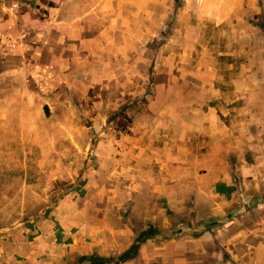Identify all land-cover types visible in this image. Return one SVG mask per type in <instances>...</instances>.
Segmentation results:
<instances>
[{"label": "rangeland", "instance_id": "obj_1", "mask_svg": "<svg viewBox=\"0 0 264 264\" xmlns=\"http://www.w3.org/2000/svg\"><path fill=\"white\" fill-rule=\"evenodd\" d=\"M145 233L121 264H259L264 0H0V264Z\"/></svg>", "mask_w": 264, "mask_h": 264}, {"label": "trees", "instance_id": "obj_2", "mask_svg": "<svg viewBox=\"0 0 264 264\" xmlns=\"http://www.w3.org/2000/svg\"><path fill=\"white\" fill-rule=\"evenodd\" d=\"M143 236V237H142ZM142 236H140L136 243L132 245V247L129 248L123 255H121L118 259L114 258H102V257H91L90 262L92 264H121L122 262H127L133 258H135L140 250L141 244L145 242L148 235L145 233Z\"/></svg>", "mask_w": 264, "mask_h": 264}, {"label": "crops", "instance_id": "obj_3", "mask_svg": "<svg viewBox=\"0 0 264 264\" xmlns=\"http://www.w3.org/2000/svg\"><path fill=\"white\" fill-rule=\"evenodd\" d=\"M259 264H264V253L262 254V250L264 252V244L262 245V247H259Z\"/></svg>", "mask_w": 264, "mask_h": 264}]
</instances>
